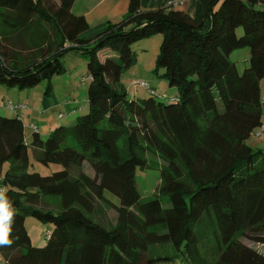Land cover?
<instances>
[{
	"label": "trees",
	"instance_id": "1",
	"mask_svg": "<svg viewBox=\"0 0 264 264\" xmlns=\"http://www.w3.org/2000/svg\"><path fill=\"white\" fill-rule=\"evenodd\" d=\"M196 1L193 19L131 0L119 20L89 27L74 0H0V85L49 91L69 51L87 56L89 73L87 112L45 140L31 128L27 142L21 118L0 115V190L15 212L3 264H264L244 243L264 246V148L245 143L263 124L264 0ZM156 34L154 74L177 95L161 102L149 87L151 97L130 98L121 77L137 62L132 47ZM243 47L239 74L229 56ZM29 148L58 169L34 171ZM151 156L165 164L158 195L168 207L140 199L135 172ZM29 217L52 226L44 246L31 243Z\"/></svg>",
	"mask_w": 264,
	"mask_h": 264
},
{
	"label": "rangeland",
	"instance_id": "2",
	"mask_svg": "<svg viewBox=\"0 0 264 264\" xmlns=\"http://www.w3.org/2000/svg\"><path fill=\"white\" fill-rule=\"evenodd\" d=\"M237 34L242 35V29H237ZM161 41L162 36L156 34L148 40H143L133 45L132 49L137 56V62L121 77V82L127 88L129 94H133L131 97L129 96L130 98L145 99L151 97L149 92L144 88L133 87L132 82L136 79L146 82L151 90L156 91L157 96L153 98L158 101L167 102L177 95L175 88L169 87L164 79L154 74L155 59ZM248 58L249 50L246 47L235 49L229 56V60L234 63L239 74L248 66ZM60 62L63 67V72L52 77L48 84L50 87L49 91H46V82H41L33 88L21 89L18 87L5 89V87L0 85V102L2 104V106H0L2 108L0 109V115H3V107H5L7 102H11L15 106H19L20 104L26 106V109L19 111L20 114L18 113V117H22L21 119L25 127L29 125L37 126L39 138L45 140L49 134V129L52 130L57 125L70 123L75 119L76 114L87 112L88 82H82V78L89 76L87 71V56L76 51H69L60 58ZM132 68H136V70L131 72ZM260 91L261 101L264 102V78L260 81ZM1 92H6V98H3L4 96ZM72 109L74 112L68 113V111ZM71 113H75V115ZM9 114L10 117L15 116L12 112ZM262 121L264 122V116H262ZM26 133L30 134L31 131L28 132L26 129ZM256 133L262 134L263 132L258 128L251 134L245 143L250 148L263 149L264 133L260 138L256 137ZM25 139L27 142H30L32 138L26 137ZM148 158L149 168L143 170L136 169L135 172L140 199L143 202L158 199L163 207H168V197L158 195L160 168L165 164L156 156ZM29 160L33 165L34 171L43 175L58 169V166H52L51 169H49L36 163L32 157L30 148ZM88 173L90 174V171ZM105 196L115 205H119L117 197L109 192H105ZM98 213L107 225H114L116 221V212L114 210L106 205H101ZM24 225L33 246L41 247L47 243L52 231L51 225H44L30 217L26 218ZM244 243L264 253L263 245H253L250 241H244ZM154 247L155 253L167 252V249L164 250L158 246ZM0 264H3L1 259ZM155 264L167 263L158 262Z\"/></svg>",
	"mask_w": 264,
	"mask_h": 264
},
{
	"label": "crops",
	"instance_id": "3",
	"mask_svg": "<svg viewBox=\"0 0 264 264\" xmlns=\"http://www.w3.org/2000/svg\"><path fill=\"white\" fill-rule=\"evenodd\" d=\"M130 1L131 0H74L71 7V11L77 16H82L89 27H94L96 25H99L107 21L113 22L122 18L127 12L128 4ZM138 2L140 8L142 10L147 11V10H154L160 8H171L169 6L171 3H173V0H138ZM173 8L177 10H184L187 16L193 19L196 17L198 13L199 3L196 0H182L181 5L174 6ZM135 70L136 68H132L131 72ZM5 93L6 92H1V94L4 96L3 98H6ZM129 95L132 96L133 94H129ZM262 104L264 107L263 101ZM0 106H2L1 102H0ZM19 106H24V105L20 104ZM0 109L2 108L0 107ZM24 109H26V106H24L23 109H17L15 110V112H13V111H9V109H7L5 105V107H3V115L9 116L10 115L9 113L12 112L13 114H15V116L18 117L20 114L19 111ZM70 112H74L73 109L71 111H68V113ZM71 114L75 115V113H71ZM24 128H25V137H30L31 139L33 136V132L30 130L31 125H29L28 127L24 126ZM26 129L28 130V132L31 131V133L27 134ZM50 130L51 129H49V132ZM262 134L256 133L255 135L256 137L260 138Z\"/></svg>",
	"mask_w": 264,
	"mask_h": 264
},
{
	"label": "clouds",
	"instance_id": "4",
	"mask_svg": "<svg viewBox=\"0 0 264 264\" xmlns=\"http://www.w3.org/2000/svg\"><path fill=\"white\" fill-rule=\"evenodd\" d=\"M14 216L15 212L11 203L6 198L4 191L0 190V247L11 246L13 243L10 236Z\"/></svg>",
	"mask_w": 264,
	"mask_h": 264
},
{
	"label": "built area",
	"instance_id": "5",
	"mask_svg": "<svg viewBox=\"0 0 264 264\" xmlns=\"http://www.w3.org/2000/svg\"><path fill=\"white\" fill-rule=\"evenodd\" d=\"M181 3H182V0H173V3H171L169 7L173 8L174 6L181 5ZM132 85L133 87H141V88H146V89L149 88V85L146 82L141 81V80H133ZM150 93L154 94L152 90H150ZM6 108L9 110L15 111L17 109H23L24 106H15L11 104V102H7ZM263 116H264V113H263ZM31 128L38 132L37 126L32 125ZM260 130L261 132H264V122L261 125Z\"/></svg>",
	"mask_w": 264,
	"mask_h": 264
}]
</instances>
